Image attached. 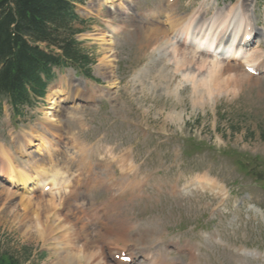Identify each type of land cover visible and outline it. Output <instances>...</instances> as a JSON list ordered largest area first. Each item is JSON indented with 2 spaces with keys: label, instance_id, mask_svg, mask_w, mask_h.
Wrapping results in <instances>:
<instances>
[{
  "label": "rangeland",
  "instance_id": "1",
  "mask_svg": "<svg viewBox=\"0 0 264 264\" xmlns=\"http://www.w3.org/2000/svg\"><path fill=\"white\" fill-rule=\"evenodd\" d=\"M120 1L123 3L124 0ZM129 1L131 3L126 4V6L132 13L151 14L153 12L154 14L157 9H160L162 13L165 11V0ZM199 1L177 0L176 9H174L176 10L175 13L182 17L186 15L190 17L198 8ZM243 1L249 2L250 0ZM96 2L94 0H86L85 5L82 7H85L88 12L98 15L103 20L110 19L119 25H124L126 30L120 34L112 35L110 30L113 28L112 31H116L117 27H110V25L107 26L106 24L97 22L95 19H89L87 22H92L88 23L87 31L83 35L78 36L76 40L82 44L79 48L83 49L82 51L86 50L90 59H92L91 61H95V64L92 66V75L100 81L98 85L106 88L112 85L114 81L117 82L116 88H112L113 92L110 95L112 97L108 98V101H102L100 109H96L95 106L61 107L57 104L60 102L58 100L63 97L57 96L55 99L57 107L54 108L52 119L56 123L58 122L59 125L55 124V128L53 127L49 135L52 133V136H50L53 137L54 133H63L65 138L72 140L71 149L68 148V141L65 139L60 145L61 150L67 148L63 152L59 150L58 154H56L54 148L48 149L43 159L37 158L36 155L30 156L32 154L29 153L28 161L30 166H27V169L30 171L20 166L18 168L13 166V168L15 167L14 170L30 176L43 173L46 176L52 170L63 173L61 177H66L69 175L70 169L72 170V166L70 168V160L74 158L71 153L74 154L79 147L78 142L84 140L90 142L93 137L101 135L103 142H105L104 145L114 147L118 145L125 134L121 133V123H119L121 115L125 116L123 118V122L125 123H128V120L134 122H144V120H147V126L150 127V132L153 135L152 138L156 140L155 146L158 145L156 151H160L161 153L155 158H153V155H149L147 157L148 160H146L147 162L144 163L141 170L146 167L145 173L149 171L151 173L154 170H158L161 163L165 164L164 168H161L162 174H159L161 177L169 179L170 182L173 173L169 178L167 177L169 172L166 170L169 162L168 157L174 158L176 156L177 161L183 166L180 170L185 174L184 177L179 179L182 184L191 179L189 173H197L209 168L212 176L221 180L223 185L233 192H231L230 203L227 202L209 220L205 215L206 208L201 221L197 218L202 211V204L209 199L207 196L204 198V201L200 202L196 199L195 202L194 197L190 195L184 197L181 194L177 199L164 197L159 202H153L147 198L135 201L132 205L124 208V212L133 217L139 225L137 233L130 234L129 237L137 239L139 242L136 243L138 244H149L151 242L150 239L156 238L165 229H173L180 222L184 226L199 224L200 234L220 237L228 247L264 248V230L252 226L241 227L239 230H236V227L241 222L240 218L244 214L241 213L242 205L238 204L242 194H245L244 197L251 198L253 202L264 209V179L262 178L264 172V78H252L249 82L239 87L229 80L227 81L225 74L221 76L220 80H217V77L212 73L211 82L214 85L216 81L218 83V90L220 91L215 89L211 95L216 97V93L226 92L222 93L221 97L216 101V110L213 118L206 107L208 101L201 108L195 109L196 111L191 109V105L186 98L187 91L181 92L182 101L179 104H174L171 100L161 98L159 100H150V95L142 97L137 92L131 94L126 78H129V75H131L130 71H136L143 65L148 55L147 50H149L141 47L140 37H144L141 34L145 27L150 26V22L158 20L157 18L153 20L135 17L127 18L121 15L118 9L114 8L112 11L101 7ZM220 5L223 6V2ZM115 10L118 15L114 13L116 12ZM77 12L81 11L77 10ZM260 12L261 16L264 17V11L260 10ZM205 18H207V15L204 16ZM202 19L200 18L198 21L200 22ZM110 53L111 56L109 57ZM205 77H207V74H205ZM146 80H143L142 84L147 85L150 82V76ZM58 83H61L65 87V79L62 80L60 78ZM210 89H208L206 84L204 96L210 94ZM53 95L54 91H52V88H49L46 101L52 100ZM146 107L149 108V112L145 114L143 110ZM159 110H162L163 114H158ZM171 110L184 112V124L181 132L177 131L178 128L175 124H171L167 120L165 113ZM73 116L86 118L87 122L94 124V128L88 133L79 134L75 121L70 119V117L74 118ZM162 116L166 124L162 123ZM211 119L215 122L217 128V131H213V136H219V129H221L222 135L229 138V140L225 139L223 141L225 142L223 146H218L217 144L209 145L204 141L206 137L212 136L209 125ZM125 132L129 133V131ZM1 137L2 133H0V139ZM77 138L80 141L77 142ZM122 141L127 142L128 139L125 138ZM3 142L5 143V140ZM176 146L180 148L175 151ZM0 149H2L1 146ZM46 154L49 156L48 159ZM186 174H188L187 177ZM156 177L153 178V182L156 181ZM191 182L195 181L191 180L183 186L180 185L182 186L180 190L186 194H193V196L196 192L200 195L203 188L199 186L197 190H190L188 188L190 185L188 184ZM7 187L5 183L0 182V258H14L19 264H54L53 244L51 242L48 243L46 238L47 227L50 223L45 219L46 212L41 209L42 201L48 200L50 197L30 196L31 204L24 207L21 201L22 196H19L22 194L13 196L10 194L12 190ZM5 191H8L9 197H7ZM94 196L101 197L98 192ZM62 197L71 203L68 210L72 214V216L70 215L72 218L70 220L74 222L75 217L80 219L78 213L75 212L77 209L73 207L75 202L69 200L64 195ZM101 199L103 198H98L97 201L99 202ZM82 201V198H76V202ZM215 201L216 199L212 201V204ZM235 204L237 206L234 208ZM53 212L55 213V211ZM116 217L120 219L122 216L120 217V215L115 214ZM80 222L84 223L82 219H80ZM112 222L113 220L110 219L99 220L97 222L98 232H104L109 236L113 234V237L116 238L126 237L125 234H122L121 225L118 226L117 232H113L116 229L109 226ZM83 225L85 233L79 236L76 239V243L73 244L78 249L79 243L85 242L82 249H78L84 256V248L92 241L96 243L99 250L101 248L97 239L89 232L91 229L89 228L88 231L86 225ZM106 227L111 230L105 231ZM192 237L193 234H184V240H189ZM231 255V253L226 255L222 251H218V259L224 264H255L246 261L247 259Z\"/></svg>",
  "mask_w": 264,
  "mask_h": 264
},
{
  "label": "bare ground",
  "instance_id": "2",
  "mask_svg": "<svg viewBox=\"0 0 264 264\" xmlns=\"http://www.w3.org/2000/svg\"><path fill=\"white\" fill-rule=\"evenodd\" d=\"M201 5L202 7L198 6L195 12L192 13L191 16L189 17L190 26L193 23L194 30L197 28L199 24L198 20L200 18H204V16L206 15L208 4L204 6V3H201ZM154 16L155 18H157L158 21L150 22V26L145 27V29H143V32L141 34L144 37L142 38L140 37L141 47L147 48L149 50H147L148 55L145 58V62L143 63V65L134 73L133 77L128 80L131 94L137 92L139 96L142 97L143 96L146 97L150 95V100H159L161 98L165 100H171L172 102H174V104H179L182 101L181 92L187 91L186 98L189 104L191 105V109L195 110L201 108L206 101H208V103L210 100L212 102L217 101L221 97L222 93H226V92H222L218 94L216 93V95L214 94L216 97H214L211 94L204 96L206 84L208 89L212 87L213 90L215 89L218 90V83L215 81L213 85L211 82L212 73L217 77L216 78L217 80H220L221 76L225 74L227 76L226 79L227 81L229 80L235 86H239V87L246 84V82H249L250 79H252L242 70H240L238 66L228 64L226 62L223 63L216 59H210L211 57L215 58L216 55L221 56V54L223 53V48L228 49V43L230 42V37L232 33L234 34V37L230 43V47L236 44L237 30L235 24L232 23V20L230 23L228 24L226 23V25L220 29V31L216 34L215 37L214 32L217 30V28H215L213 31L210 29H213L216 23L219 22L220 17H222L221 13L218 12V17L216 18L214 17L212 19L210 18L204 19L205 20L204 23L199 26L201 27L200 31L196 32L195 36H191V37L188 36L187 38L185 37L184 39L181 34L173 33L172 39L177 40V42H175L169 39L167 35V30L163 27L161 23V19H160V17L162 16L161 10L160 9L155 10ZM173 18H175L177 22L185 21V17L182 16H177V17L173 16ZM208 30L210 31L208 32ZM205 34H207L206 38L209 41L213 40L212 34L214 40L215 38H217V43L214 46L211 44L205 49L206 51L212 53L210 57L209 56L206 57L198 54L197 52L198 50L197 51L195 50L197 48L193 47L190 44L193 43L195 45L202 46L204 43L202 42L201 38L198 37H200L201 35L204 36ZM190 40L192 41L190 42ZM180 41H183L187 45H185L184 47L183 45L179 44ZM258 54L259 51H255L254 57L258 56ZM110 56L111 53L109 54V57ZM235 58L237 59L238 57L236 56ZM149 69L150 71H148ZM205 74L208 75L207 77L204 78ZM149 76H150V82L147 85L142 84V81L146 80V78H148ZM72 81L75 84L81 83L80 80H72ZM116 85L117 82L114 81V83L112 85H109L106 89L116 88L115 87ZM77 98L78 96L74 94L73 99H77ZM78 100H83V99L79 98ZM54 103L55 102H52L51 104ZM143 111L146 114L149 112V108L146 107ZM158 114H163L162 110H159ZM165 114L168 122H170L171 124H175L178 129L181 128V124H183V114H184L183 111L175 112L171 110L170 112H167ZM50 135L52 136V133ZM56 135L57 134L55 133L53 134V136ZM39 153H41V150H39ZM71 154L73 155V153ZM9 165L11 166V164ZM14 168L10 167L8 169V177L6 178L7 180H5L2 177V174L5 173V171L0 168V180L3 179L7 183V186L9 187L21 185L20 186L21 190L28 189L25 186L28 181H33L35 184H37L38 182L41 183L53 177L55 178L53 182L57 185L56 181L59 182L60 180L68 179L70 177L69 175L66 177H61L63 173L52 170H50L46 176L43 175L45 174L43 172H42L43 174L30 176L27 175L26 173H20L19 171L14 170ZM41 171H42V167H41ZM188 185H190L188 186L190 190H197L199 187V183L197 182H191ZM9 187L7 188L8 189L13 188V187L10 188ZM5 194L7 195V197H9L8 191H5ZM10 194L16 196L17 193L11 191ZM20 194H22L19 196H22L21 198L23 200L21 199V201L24 207L30 205L31 197L29 196V194H25V193H20ZM62 195L65 194H59L58 196L50 197V199L48 200H43V201L41 200L43 202L41 209L46 212L45 219L46 221L48 220L50 223L49 226L47 227L48 230H47L46 238L48 243L51 242L53 244V251L55 256L54 264H104L101 258L102 249L99 250V248H97L96 243L94 241L86 245L83 251L84 256L76 248V245L74 246L73 243H76V239L85 233V231L83 230L85 227L83 225L84 223L82 224V222H80V219L77 217L74 218V222L70 220L72 214H70L68 210L70 208L71 203L66 201L62 197ZM53 211H55V213ZM107 230H111V229L106 227L105 231ZM96 236H98V234Z\"/></svg>",
  "mask_w": 264,
  "mask_h": 264
},
{
  "label": "trees",
  "instance_id": "3",
  "mask_svg": "<svg viewBox=\"0 0 264 264\" xmlns=\"http://www.w3.org/2000/svg\"><path fill=\"white\" fill-rule=\"evenodd\" d=\"M74 0H0V91L23 96L25 86L40 90L38 74H46L48 65L57 64L42 50H59L65 58L81 64L74 39ZM18 97V96H17ZM0 264H19L14 258L1 257Z\"/></svg>",
  "mask_w": 264,
  "mask_h": 264
}]
</instances>
